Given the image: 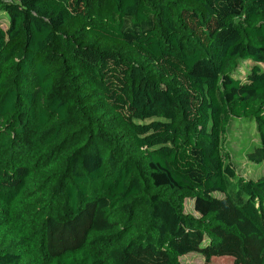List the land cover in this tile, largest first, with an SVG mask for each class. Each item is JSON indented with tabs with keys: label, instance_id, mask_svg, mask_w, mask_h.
Here are the masks:
<instances>
[{
	"label": "trees",
	"instance_id": "obj_1",
	"mask_svg": "<svg viewBox=\"0 0 264 264\" xmlns=\"http://www.w3.org/2000/svg\"><path fill=\"white\" fill-rule=\"evenodd\" d=\"M0 11V264H264V0Z\"/></svg>",
	"mask_w": 264,
	"mask_h": 264
},
{
	"label": "rangeland",
	"instance_id": "obj_2",
	"mask_svg": "<svg viewBox=\"0 0 264 264\" xmlns=\"http://www.w3.org/2000/svg\"><path fill=\"white\" fill-rule=\"evenodd\" d=\"M0 23L4 28H7L8 18L2 11H0ZM262 66L264 67V64ZM230 133L233 134V140L228 144V148L239 172L247 178L264 176V162H256L249 157L253 144L257 142L254 125L250 127L235 125ZM185 211L199 216L194 206V199H186ZM181 262L182 264H205V258L201 253L191 252L182 256ZM211 262L213 264H233L234 259L231 257L212 258Z\"/></svg>",
	"mask_w": 264,
	"mask_h": 264
}]
</instances>
